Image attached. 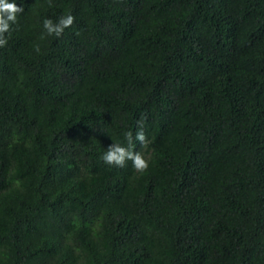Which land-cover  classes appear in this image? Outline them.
<instances>
[{
  "label": "trees",
  "instance_id": "1",
  "mask_svg": "<svg viewBox=\"0 0 264 264\" xmlns=\"http://www.w3.org/2000/svg\"><path fill=\"white\" fill-rule=\"evenodd\" d=\"M16 3L0 264H264V0ZM112 143L148 167L107 165Z\"/></svg>",
  "mask_w": 264,
  "mask_h": 264
},
{
  "label": "clouds",
  "instance_id": "2",
  "mask_svg": "<svg viewBox=\"0 0 264 264\" xmlns=\"http://www.w3.org/2000/svg\"><path fill=\"white\" fill-rule=\"evenodd\" d=\"M23 11L22 4L18 5L16 0H0V46H4L7 43V39L4 34L10 29V24H15L17 19V13ZM74 17L71 14L62 16L54 23L50 18H44L42 21L43 32L41 36L49 35L60 37L66 28L73 24ZM34 50L40 51L39 45H36ZM138 128L133 138L132 133L125 132L129 144L133 139L140 144L145 142V133L143 130L142 121H138ZM103 161L109 166L124 167L126 161L132 162V167L143 171L148 167V162L145 160L138 151L130 150L129 147H125L122 144L112 143L102 154Z\"/></svg>",
  "mask_w": 264,
  "mask_h": 264
}]
</instances>
